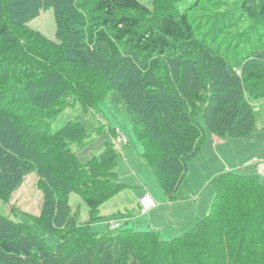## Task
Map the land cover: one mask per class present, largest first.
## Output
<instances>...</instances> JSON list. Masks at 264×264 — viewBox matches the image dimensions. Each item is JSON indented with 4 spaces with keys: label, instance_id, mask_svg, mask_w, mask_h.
<instances>
[{
    "label": "trees",
    "instance_id": "1",
    "mask_svg": "<svg viewBox=\"0 0 264 264\" xmlns=\"http://www.w3.org/2000/svg\"><path fill=\"white\" fill-rule=\"evenodd\" d=\"M60 1L0 0V197L23 175L35 173L42 202L32 218L60 237L53 249L28 224L0 213V264H264V182L256 170H223L211 177L215 193L207 212L170 240L151 227L111 230L108 224L98 232L91 227L100 217L98 206L123 187L119 158L112 148L91 154L85 163L76 156L73 147L100 130L93 122L76 118L52 126L73 96L88 113L104 90L115 89L143 145L142 161L173 202L189 161L205 142L199 115L221 139L256 130L252 101L264 97L257 89L264 86V36L252 45L241 42L231 53L218 45L225 38L221 34L212 49H203L196 43L201 22H192L190 12H166L157 30L139 31L129 11L147 9L140 0H96L94 7L105 14L98 25L88 24L79 0H69L60 12L63 30L76 45L101 46L108 56L101 66L114 69L104 92L95 94L83 80L68 77L71 82L64 85L58 78L67 72L55 54L35 59L27 42L16 37L40 7L57 8ZM188 48L198 59L187 57ZM75 52L82 65L93 64L87 51ZM30 75L42 77L11 84ZM56 108L58 114H48ZM72 191L89 208L88 220H78L69 205Z\"/></svg>",
    "mask_w": 264,
    "mask_h": 264
},
{
    "label": "rangeland",
    "instance_id": "2",
    "mask_svg": "<svg viewBox=\"0 0 264 264\" xmlns=\"http://www.w3.org/2000/svg\"><path fill=\"white\" fill-rule=\"evenodd\" d=\"M79 1L84 9L83 13L88 24L98 25L103 22L105 14L94 7L96 0ZM140 1L147 9L129 11L131 16L138 19L137 30L139 31H142L146 26L157 30L159 20L166 12L177 16L179 12H190V15H195L192 22L197 20L201 22L199 26L195 27L198 29L196 43L203 49H212L221 34L225 38L221 39L218 45H225L231 53L241 42H244L246 46L252 45L264 36V10H262L264 0ZM65 2H69V0L57 2V8L50 5L40 7L35 16L22 23V30L15 32L16 37L27 42L30 47L28 50L35 59H41L46 54H55L59 65L67 72L66 77L59 75L58 78L64 85L71 82L72 78L78 82L83 80L90 85L95 94H98L105 89L108 83V73L114 69L101 66L108 57L106 50H103L101 46L97 43L90 45L89 42L84 41L76 45L71 40V36L63 30L60 12L65 6ZM244 3L246 7L243 6ZM215 11L220 12L216 13ZM239 21H242L240 25H238ZM9 25L16 29L14 24L9 23ZM234 26L237 27V31L236 29L229 31ZM224 31L227 32L224 34ZM76 49L87 51L88 59L91 58L94 65L91 61L89 65H82L75 52ZM186 51L187 57L193 60L198 59L197 52L191 49ZM95 59H99L100 63ZM40 77L42 75H30L25 77L23 82L12 80L11 84L29 83L41 79ZM257 89L258 92L262 91L264 86L258 85ZM104 91L97 101V105L90 108L88 113L83 110V107L76 102L73 96L70 99V106L62 110L52 121L54 128L76 118L98 125L100 130L93 134L89 141L82 147H73L81 162L85 163L91 154L102 153L107 148H112L119 158L118 181L123 184V187L98 206L96 214L100 217L91 223V227L95 231L103 232L107 229L108 223L116 222L119 223V226L128 225L134 230H144L148 226H152L159 230L162 239L170 240L182 232L187 224H194L207 212L215 193V189L210 183L211 177L223 170L238 171L251 162L255 164L252 168L255 170L257 169L256 165L264 163V97L252 101L256 114V130L245 137H226L215 142L213 134L199 115V121L204 129L205 142L198 155L189 161L188 173L177 191L176 200L168 202L157 181L154 169L141 160L143 145L135 136L129 113L125 110L123 101L117 97L115 89L109 88ZM258 92L257 94H260ZM58 109L50 110L48 114L55 115ZM119 133L124 136L125 143L120 144L115 140ZM257 174L264 182V173L257 171ZM131 177H134L138 185H134V180ZM144 193H148L156 202V205L147 211H142L138 207V199ZM41 202L42 193L37 185V176L35 173L29 172L23 175L21 181L8 196L0 197V213L15 221L28 224L54 249L57 247L60 237L48 234L33 219L39 214ZM68 203L72 209H76L78 220L84 221L90 218L89 208L77 192H70ZM164 205L168 208L165 209ZM169 207L178 209V217H175L178 223L167 222ZM125 217H128L129 220L121 221ZM156 225L162 226L161 232ZM170 230H173L172 233L164 234Z\"/></svg>",
    "mask_w": 264,
    "mask_h": 264
},
{
    "label": "built area",
    "instance_id": "3",
    "mask_svg": "<svg viewBox=\"0 0 264 264\" xmlns=\"http://www.w3.org/2000/svg\"><path fill=\"white\" fill-rule=\"evenodd\" d=\"M118 143H125L126 140L124 138V136L122 134H117L116 139ZM115 144L117 145V143L115 142ZM118 146V145H117ZM257 170L260 171L261 173H264V163L258 164L257 165ZM156 205V202L154 201V199L148 194V193H144L143 195H141L138 199V207L140 210L142 211H147L150 208L154 207ZM119 227L118 223H111L109 226V229H115Z\"/></svg>",
    "mask_w": 264,
    "mask_h": 264
},
{
    "label": "crops",
    "instance_id": "4",
    "mask_svg": "<svg viewBox=\"0 0 264 264\" xmlns=\"http://www.w3.org/2000/svg\"><path fill=\"white\" fill-rule=\"evenodd\" d=\"M213 137H214V139H215V142H219L220 141V138H218V137H216V136H214L213 135ZM141 160H142V157H141ZM143 162V161H142ZM253 165H255V164H253L252 162L251 163H249V165H247V166H245V167H243L242 169H239V170H252V168H253ZM257 166V165H256ZM117 172H118V176L120 175V173H119V171H120V169L118 168V165H117ZM254 170V169H253ZM256 170V172L258 171L257 169H255ZM128 172H130V171H128ZM125 179V178H124ZM131 179H133L134 180V185H138L137 184V181L134 179V177H131ZM123 182H124V180H123ZM125 184V183H124ZM168 202H170V201H168ZM164 203V202H163ZM164 208L166 209V208H168L167 206H165L164 205ZM170 208V211H169V213H167V222L168 223H178V221L177 220H175V217H178L177 216V212H178V209H174L173 207H169ZM129 219H128V217H125V218H122V220L121 221H128ZM117 223V222H116ZM188 223V222H187ZM186 223V224H187ZM108 224H111V223H108ZM119 224V223H118ZM185 224V225H186ZM184 225V226H185ZM120 227V226H119ZM148 227H151V228H153V229H155V230H157L158 231V233H159V230L158 229H156L155 227H152V226H148ZM156 227H158L159 229H160V232H161V228H162V226H160V225H156ZM172 231L173 230H170L169 232H165L164 234H166V235H169L170 233H172ZM160 235V234H159Z\"/></svg>",
    "mask_w": 264,
    "mask_h": 264
}]
</instances>
